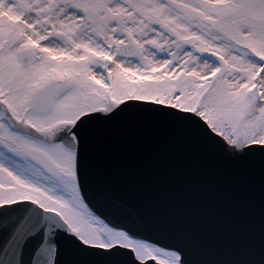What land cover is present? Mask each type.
<instances>
[{
  "label": "snow or ice",
  "instance_id": "snow-or-ice-1",
  "mask_svg": "<svg viewBox=\"0 0 264 264\" xmlns=\"http://www.w3.org/2000/svg\"><path fill=\"white\" fill-rule=\"evenodd\" d=\"M258 179L209 259L178 168ZM0 264H264V0H0Z\"/></svg>",
  "mask_w": 264,
  "mask_h": 264
},
{
  "label": "water",
  "instance_id": "water-1",
  "mask_svg": "<svg viewBox=\"0 0 264 264\" xmlns=\"http://www.w3.org/2000/svg\"><path fill=\"white\" fill-rule=\"evenodd\" d=\"M161 169L173 176L179 168L184 174V185L167 187L177 195L185 190L192 193L193 203L189 209L194 222L204 225L210 234L205 246L209 259L234 258L238 244L231 233L259 230V185L258 179L244 178L234 186L219 173H200L190 163L177 165L167 160L157 161Z\"/></svg>",
  "mask_w": 264,
  "mask_h": 264
}]
</instances>
